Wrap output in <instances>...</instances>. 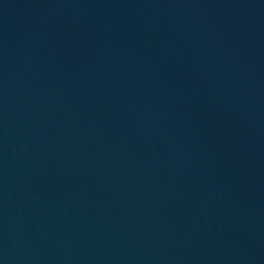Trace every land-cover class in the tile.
Here are the masks:
<instances>
[{
  "label": "water",
  "instance_id": "obj_1",
  "mask_svg": "<svg viewBox=\"0 0 264 264\" xmlns=\"http://www.w3.org/2000/svg\"><path fill=\"white\" fill-rule=\"evenodd\" d=\"M0 264H264V0H0Z\"/></svg>",
  "mask_w": 264,
  "mask_h": 264
}]
</instances>
